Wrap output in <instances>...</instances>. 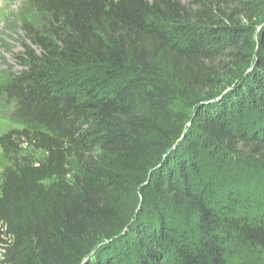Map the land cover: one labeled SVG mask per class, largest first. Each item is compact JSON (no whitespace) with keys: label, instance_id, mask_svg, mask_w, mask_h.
I'll list each match as a JSON object with an SVG mask.
<instances>
[{"label":"trees","instance_id":"obj_1","mask_svg":"<svg viewBox=\"0 0 264 264\" xmlns=\"http://www.w3.org/2000/svg\"><path fill=\"white\" fill-rule=\"evenodd\" d=\"M29 3L0 264H264V0Z\"/></svg>","mask_w":264,"mask_h":264},{"label":"rangeland","instance_id":"obj_2","mask_svg":"<svg viewBox=\"0 0 264 264\" xmlns=\"http://www.w3.org/2000/svg\"><path fill=\"white\" fill-rule=\"evenodd\" d=\"M23 4L26 9L23 8ZM35 15L36 11L33 10L30 3L28 4V0H0V85L5 84L11 75L24 70L18 58L25 51V45L30 46V43L27 42L25 27L27 25L37 26L40 22L39 19H35ZM6 94L4 93L0 98V137L11 130L21 129V126L12 119L16 104L7 101ZM27 154L37 160L42 158L38 153ZM7 165L8 161L3 157L0 145V188Z\"/></svg>","mask_w":264,"mask_h":264}]
</instances>
